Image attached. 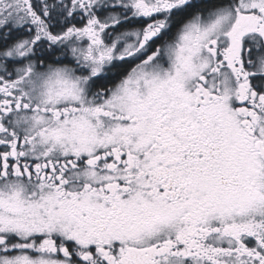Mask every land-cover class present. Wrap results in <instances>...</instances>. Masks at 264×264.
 <instances>
[{
	"label": "snow or ice",
	"instance_id": "snow-or-ice-1",
	"mask_svg": "<svg viewBox=\"0 0 264 264\" xmlns=\"http://www.w3.org/2000/svg\"><path fill=\"white\" fill-rule=\"evenodd\" d=\"M0 264H264V0H0Z\"/></svg>",
	"mask_w": 264,
	"mask_h": 264
}]
</instances>
